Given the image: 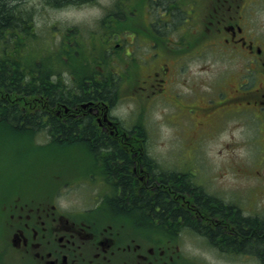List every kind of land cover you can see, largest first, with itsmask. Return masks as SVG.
I'll list each match as a JSON object with an SVG mask.
<instances>
[{
    "label": "flooded vegetation",
    "instance_id": "obj_1",
    "mask_svg": "<svg viewBox=\"0 0 264 264\" xmlns=\"http://www.w3.org/2000/svg\"><path fill=\"white\" fill-rule=\"evenodd\" d=\"M214 9L217 10V7ZM114 16L105 20V26L108 24L109 27L108 34H123L128 33V29H136L134 21H129L128 26L125 16L124 19H114ZM210 16L206 20L210 26L206 27L214 31L211 44H219L224 49L223 54L242 66L235 86H229L230 97L225 96L223 90L228 86L229 75L215 77L203 88L198 84L184 96L176 91L179 89L176 80L182 76L173 75L182 70H168L165 64H157L156 70L141 80L142 85L139 86L141 89L152 88L153 93L160 97L170 91V98L173 97L174 101L171 105L175 108L181 105L177 99L193 101L189 119L199 127V137L211 134L232 115V118L241 117V111L264 115V34L245 27L246 22L239 20L243 14L216 12ZM145 17L147 28L159 32V25L163 26L159 23L160 18L151 16V12ZM116 24L122 25L119 28ZM152 76L155 77L156 85L150 81ZM212 98L221 100V103L214 106ZM200 100L204 101L205 107ZM76 103L66 114L55 111L56 117L63 122L67 119L80 121L79 129L90 121V125L98 132L97 136L104 134L108 140L104 138L103 143L110 144L116 152L99 148L100 140L94 141L96 136L92 138L96 143L94 146L92 141L89 144L82 136H78L81 140L62 139V143L79 142L89 147L92 163L86 182L92 189L91 202L81 206L66 202L63 198L66 183H60L52 190L44 189L38 197L21 199L13 195L1 199L0 264H128V261L132 264H158L159 260L166 264V260L172 258L168 254L170 244L181 239L185 232L211 244L224 242L225 237L235 238L236 242L245 240L231 218L232 214L239 211L238 203L231 198L235 194L223 195L221 186L211 184L212 175L206 178L197 170V133L192 136L188 146L191 154L172 157L170 161V158L156 155L153 147L145 141L142 124L120 123L113 117L109 106L108 109L101 107L97 101L91 109L75 107ZM104 112H107V119L112 120V124L104 119ZM172 122L173 125L184 122V114L175 116ZM113 162L122 165V176L110 171ZM124 181L128 182L126 188L138 197L141 194V198L156 196L159 192L163 206H170L169 209L163 207L167 212L157 216L143 215L138 208H131L125 196L117 200L121 195V182ZM226 196L229 197L226 199ZM218 202L228 204L230 211L221 212ZM117 203L130 207V210L115 209L114 204ZM176 207L180 213L172 214L170 210ZM207 229L216 234L210 235ZM159 243L165 247L159 249L152 245ZM220 252L230 257L238 254L257 256L253 250L222 248Z\"/></svg>",
    "mask_w": 264,
    "mask_h": 264
},
{
    "label": "rangeland",
    "instance_id": "obj_2",
    "mask_svg": "<svg viewBox=\"0 0 264 264\" xmlns=\"http://www.w3.org/2000/svg\"><path fill=\"white\" fill-rule=\"evenodd\" d=\"M185 1L187 3L193 1V3L186 4L184 0H173L175 10L170 12L172 23L169 19L167 22H161L162 27L159 25V28L165 29V31L169 28L170 31H168V35L159 36H155L158 32H148L145 27V15L151 12L148 0H81L79 3L75 0H68V3L60 7L47 4V0H17L14 2L19 6L16 10L27 11L25 17L28 15L26 17L28 23L33 27L35 39L28 44L30 56L46 55L47 57L48 49L49 51L59 49L62 53L60 60L64 61L63 63L67 66H75L79 70L95 71L97 62L102 61L96 56L102 52L103 47L100 44L105 42V37L101 31H98L100 35L96 34L94 38L100 43L91 48V45L87 44L89 40L87 33L90 28L104 29V22L101 23V19L107 18L110 13L115 15L114 19L116 17L122 19L124 11L128 26L129 21H134L137 33L132 40L133 31L131 29H128L127 35L131 33V37L128 36V41L121 34L119 36L112 34L107 37V42L110 45L109 68L116 75H120L121 81L117 90L116 102L111 106V113L124 122L131 121L138 113L140 99L141 106L146 113L143 119L145 129H150V124L154 126L150 131L145 130L148 136L147 141L155 149L160 145L161 147L156 153L161 158H170L172 161L175 147L180 141L178 138L184 140V136H179V132L168 123L166 118L169 115H167L166 108H163V106H170V101L174 104V101L172 99L161 100L159 96H156L157 94L153 93L152 88H137L142 85L141 80L143 81L155 71L157 64H165L164 66L169 70L182 62L180 68L182 74H173L182 76L176 80L177 88L188 93L189 89L195 88L198 84H201L203 88L208 86V83L215 77L222 74L223 76L229 75L228 86L223 90L224 95L230 97L229 86H235L237 75L242 71L239 62L222 53L223 48L217 49L215 45L208 44L212 42L211 36L204 35V31L197 25L204 12L211 15V12L214 11L210 0ZM185 7H191L190 13L193 14L194 19L189 13L187 17L183 14L181 21L184 17L186 19L183 23L176 25L180 19V13H184ZM153 8L151 16H165L163 8L158 11ZM243 10L246 13L244 12L245 15L239 20L245 21L247 28L249 25L257 33L264 34V0L225 1L219 12L233 15L239 12L241 14ZM132 12L134 15H130ZM55 25L56 28H51ZM61 26L62 30L59 29ZM77 26L81 28L78 31L73 30ZM85 28H88L86 32H84ZM8 32L9 30H6L4 33ZM180 38V42L174 43ZM37 39L39 44L36 47L34 41ZM183 43L191 48H194V45L197 48L198 43H203V47L197 51L184 47ZM178 52H182L181 55ZM64 76L68 81L66 72ZM154 78L153 76L150 78L152 83L156 82ZM173 80L174 78L171 79V81ZM146 84L148 85V83ZM163 90H165L164 85ZM179 92L182 91L179 90ZM191 95L193 96V94ZM190 98L192 97L190 96ZM212 102L216 106L221 103V100L215 101L212 98ZM200 103L205 107L203 100H200ZM189 104L192 105L194 102L190 101ZM182 106L186 112L187 126L191 128L190 106L184 104ZM180 112L183 113L182 110ZM231 118H226L223 126H219L214 133L205 136L204 142L201 143L202 148L199 156L206 157L213 167L212 170H209L212 175V185L221 186L223 195H229L230 192L241 189L239 194L234 195L236 201L240 199L239 203L245 209L254 206L253 208L260 212L261 216L264 211L258 207L264 206V198L259 203L251 204L248 197L245 198V196H248V190L250 197L260 195L264 190L262 187H256L258 181L263 182L264 178V160L260 162L261 158H259L260 152L262 155L264 154V140L259 143L260 145H257L258 141L263 139L264 128L259 127L262 124L261 122L259 124V119L252 117H248L249 120L239 117ZM221 129L223 130L220 133L215 134ZM186 132L192 136L195 129H188L182 133ZM46 138L41 133L29 140L25 134L16 135L0 126V200L11 198L13 195L15 198L25 199L29 195L39 193L42 189L52 190L48 188L49 185H53L55 180H63L67 184L66 186H72L63 188V198L66 202L70 201L75 205L91 202L93 193L86 182V175L92 163L89 147L85 144H77V142L60 145L59 140L43 145L44 142L49 141ZM168 145H170V157L168 156ZM180 156L181 152L179 151L176 158ZM203 162L204 160H201L197 170L202 174L208 173L203 171ZM78 181L81 182L76 184ZM83 196L86 198L83 199ZM175 244L178 245L180 256H175L173 253L175 248H170V254L174 255V264H182L183 258L186 259L183 261L185 264L190 259L197 264H257L256 261L249 258L234 257L233 259L219 256L212 249L206 247L200 237L188 232L183 233L182 238ZM152 245L158 246V244ZM129 263L130 261H128Z\"/></svg>",
    "mask_w": 264,
    "mask_h": 264
},
{
    "label": "trees",
    "instance_id": "obj_3",
    "mask_svg": "<svg viewBox=\"0 0 264 264\" xmlns=\"http://www.w3.org/2000/svg\"><path fill=\"white\" fill-rule=\"evenodd\" d=\"M14 1L17 0H0V126L16 135L25 134L29 140L36 137L42 129L47 130L52 141H54L53 139L81 140L78 136H82L87 139L89 144L92 141V146H94L96 144L94 141L100 140L99 148L104 147L116 152V149L110 144L103 143L104 138L108 140L104 134L97 136L98 132L90 125V121L84 123V126L79 129L80 121L67 119L63 122L52 114V110L60 103L72 105L78 101L89 99L109 100L114 97L120 85L117 78L113 81L112 76L114 75L108 72L100 74L102 80L95 81L93 75L96 72L86 78L88 70L67 66L60 60L61 52L45 61L43 56H30L29 53L24 52L22 39L16 43L8 44L9 38L14 40L17 38L15 35L17 33L14 31L19 29L23 35L27 33L22 26L23 23L27 24L26 17L28 15L25 17L27 11L16 10L19 6ZM6 30L10 32L5 34ZM65 71L71 73V77L74 79L66 81L63 76ZM94 136H96V140L93 141ZM95 148L98 149V147ZM110 171L116 172L117 176H122V165L113 162L110 164ZM122 180L125 179L122 178ZM176 184L179 185V183ZM126 186H128V182H121V195L116 199L125 196L130 201L131 208H138L143 215H164L167 210L163 207L169 209V205L164 204L165 206H163L159 192L156 196L141 198V194L139 197L134 195ZM218 204L221 212L230 211L228 204L222 205L219 202ZM114 208L130 210V207H126V205L124 207L121 203L114 204ZM156 208H158L157 211ZM179 210L176 207L170 211L172 214H177L180 213ZM231 218L245 240L236 242L235 238L225 237L224 242L214 244L216 248L253 250L260 261H264V217L243 216L239 210L237 214H232ZM164 220L166 221V218ZM207 232L210 235L216 234L210 229H207Z\"/></svg>",
    "mask_w": 264,
    "mask_h": 264
},
{
    "label": "bare ground",
    "instance_id": "obj_4",
    "mask_svg": "<svg viewBox=\"0 0 264 264\" xmlns=\"http://www.w3.org/2000/svg\"><path fill=\"white\" fill-rule=\"evenodd\" d=\"M37 6V5H36ZM49 8V7H48ZM36 16V15H35ZM105 16V15H104ZM102 25V24H101ZM113 88V87H112ZM113 96V95H112ZM152 202V201H151ZM178 206H179V204H178ZM82 210V209H81ZM180 211V210H179ZM93 216H95V215H93ZM93 216H92V218H93ZM85 219V218H84ZM90 220V219H89ZM97 220V219H96ZM93 221V220H92ZM140 221V220H139ZM129 222V221H128ZM96 223V222H95ZM89 224V223H88ZM98 226V225H97ZM93 227V226H92ZM91 230V229H90ZM180 233V232H179ZM97 236V235H96Z\"/></svg>",
    "mask_w": 264,
    "mask_h": 264
}]
</instances>
